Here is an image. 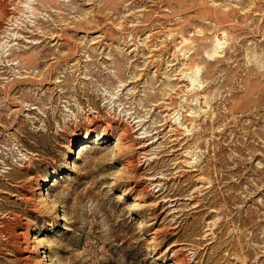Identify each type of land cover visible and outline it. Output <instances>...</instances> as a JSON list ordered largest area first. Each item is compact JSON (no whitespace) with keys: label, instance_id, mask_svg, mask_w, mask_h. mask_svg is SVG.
I'll return each mask as SVG.
<instances>
[{"label":"rangeland","instance_id":"374dc122","mask_svg":"<svg viewBox=\"0 0 264 264\" xmlns=\"http://www.w3.org/2000/svg\"><path fill=\"white\" fill-rule=\"evenodd\" d=\"M0 1V264H264V0Z\"/></svg>","mask_w":264,"mask_h":264},{"label":"bare ground","instance_id":"6f19581e","mask_svg":"<svg viewBox=\"0 0 264 264\" xmlns=\"http://www.w3.org/2000/svg\"><path fill=\"white\" fill-rule=\"evenodd\" d=\"M9 8V7H8ZM12 8V7H11ZM9 11V10H8ZM7 11V9L5 8V5H4V3H2L1 1H0V16H9V12ZM94 39H96V38H94ZM97 43V42H96ZM222 44V41H221V38H217L216 39V41H215V43H214V46H213V48L212 49H210L209 51H208V54L210 55V56H215L216 54H218L220 51H219V49H220V45ZM3 45V44H2ZM4 47V46H3ZM153 55V54H152ZM156 56V55H155ZM150 58H151V56H150ZM154 55L152 56V58H151V62H148V65H150V63H152V62H154ZM189 77V76H188ZM191 77V76H190ZM177 80H179V82L182 80V79H177ZM176 81V80H175ZM161 103H163V102H161ZM170 104V103H169ZM161 105H163V104H161ZM165 105V104H164ZM167 105H168V103H167ZM166 106V105H165ZM164 106V107H165ZM163 107V106H162ZM167 108H170V107H167ZM172 108V107H171ZM164 109V108H163ZM166 109V108H165ZM165 111V110H164ZM109 137H111V134H109L108 136H106V137H103V136H96V141H99V140H101L102 138H105V139H107V138H109ZM123 137L121 136V137H119L118 138V140H119V143H123L122 142V139ZM89 138H86V140H88ZM90 140V139H89ZM88 142V141H87ZM95 142V141H94ZM118 143V144H119ZM124 144V143H123ZM122 145V144H121ZM123 146V145H122ZM121 147V146H120ZM82 148H84V144L82 145ZM55 172V171H54ZM57 175V173H53V176H56ZM46 182H48V179H46ZM45 185V184H44ZM27 232V231H26ZM26 232L24 231V230H20V232L18 233V235H20V236H23L25 239V244H26V250L27 251H30L31 250V246H30V239H28L27 238V234H26ZM23 239V238H22ZM24 244V243H23ZM31 252V251H30ZM26 258L27 259H30V255H28V256H26Z\"/></svg>","mask_w":264,"mask_h":264}]
</instances>
